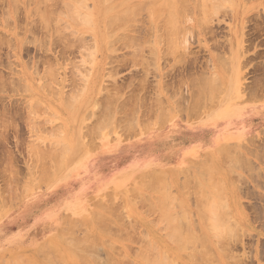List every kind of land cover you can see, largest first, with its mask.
Here are the masks:
<instances>
[{"label": "rangeland", "instance_id": "rangeland-1", "mask_svg": "<svg viewBox=\"0 0 264 264\" xmlns=\"http://www.w3.org/2000/svg\"><path fill=\"white\" fill-rule=\"evenodd\" d=\"M106 1L109 0H16L15 5H12L11 0H0V264H64L62 261L80 264L75 256L78 251L76 255H83L81 258H86L90 264L94 262V255H98L102 263H106L111 256L110 259L114 260L111 263L114 264H152L156 253L158 258L164 256L162 253L165 254L169 264H191L193 258L192 261L189 258V263L188 257L184 256L185 259L183 255L195 254V249L191 252L192 247L185 251L175 248L173 240H170L172 229L167 227L170 226L169 221L176 226L173 227L174 232L176 229L182 230V234L178 231L180 235H185L187 231L188 235L194 232L193 235L197 236L198 233L197 237H200L204 232L203 236L208 241L206 243H209L207 245L215 255V258L214 255L211 257L214 264H264V160H254L256 165L252 163V144L224 148V159L219 163L214 159L205 165L204 161L197 160L190 163L188 169L160 170L158 177L166 176L156 180L157 173L150 185L148 176L142 179L138 174L127 178V184H124V179L121 180L122 185L116 183L120 182L116 178L126 168L138 167L141 170L155 162L172 159V143L161 137L153 142L152 136L157 130L167 126L168 133V126L175 125L176 132L171 131L172 137L180 134L184 136L186 132L196 133L207 122L218 117L199 121L220 106H227L225 111L232 114L249 108L232 106L252 103V82L264 88V0H185L189 3L187 5H184V0L182 3L179 2L181 0H165L168 3L161 0L159 4L163 7L160 13L156 7L154 12L153 8L150 10L146 6L144 10L141 5H137L138 2L147 5L152 0H126L123 2L124 7H128L126 9L133 8L135 4L140 6L134 8L140 11H128L129 14L135 13L131 16L138 20L128 23L130 28H127L128 25L124 29L118 26L115 31L113 27L112 31L106 28V20L119 13L123 0H111L105 4ZM177 1L180 6L183 4L179 8L175 5ZM130 2H133V6ZM169 2L170 5L174 2L172 5L178 10L177 15L180 9V13H184V16H179L181 18L172 19L175 22L180 19L182 23L179 25L178 21L176 24L180 26L176 28L179 30L177 34H170L176 25L172 27L173 31L170 29V32H166L169 28L164 30L171 21L166 17L168 13L165 14L166 9L171 11L173 8ZM66 3L74 8L67 6L66 9ZM164 4H168L165 10ZM197 4H203L205 10L204 6L202 9ZM200 8L202 11L199 12ZM38 9L43 15L46 13L43 16L45 19L39 16L42 13ZM109 9L113 11L106 14ZM176 9H172L173 15ZM49 11L61 15L55 16L53 13L50 14L53 17L48 18ZM77 12L79 16L75 18ZM147 12L151 15V21L147 19ZM205 12L208 13L206 16ZM81 13L89 20L84 17L81 20ZM69 15H75L73 22L68 18ZM58 19L60 21H56ZM75 22L77 25L80 23V26L75 25ZM81 22H88L89 25L85 26ZM109 32H113V35H107ZM112 40L115 43L111 44ZM108 44L111 46L108 47ZM105 119L106 123L111 122L112 127L109 124H105L109 127L102 126ZM130 121L133 129L126 128ZM250 132L252 129L247 128L240 134L232 128L228 132L231 134L229 139H238ZM152 145L159 146L157 149L161 150L147 157L146 151ZM218 145H188L179 148L177 155L180 156L187 149L197 150L206 146L214 150ZM103 149L112 151L108 153L105 166L99 171L85 172L90 163L101 156ZM106 183L107 188L99 190ZM153 183L159 188L155 187L156 191H152L155 189ZM142 184L145 186L142 187ZM147 185L153 189H146ZM161 187H164L161 190L163 193L159 191ZM72 190L85 195L73 199L70 196ZM164 191L165 194L169 192L167 197ZM161 194L167 202L170 200L167 208L164 206L167 202L164 198L162 200ZM145 197L148 200L145 201ZM153 197L158 207L163 205L168 213L156 207ZM88 199L90 203L87 204ZM95 203H103L105 209L111 205L115 210L110 208L108 210L112 211L107 213L108 210L105 211L100 204L96 207ZM77 206H80V212L75 215L72 210ZM45 210L49 214L42 212ZM94 211L105 218L100 229V224L96 223L103 219L95 220V215H92ZM161 212L173 218L177 214L175 217L180 221L176 218L167 221L166 215H161ZM68 218L69 222L74 220L71 224L75 225V229L71 228V224L68 226ZM106 218L113 227H106L109 224L105 223ZM182 219L186 220L179 225ZM120 221L123 226L126 223L127 228L124 226V229L128 232L125 234L116 232L122 230L116 227ZM215 221H224L222 224L230 222L228 225L233 222L234 229L230 226L233 230L227 223L225 225L229 229L225 225H222L224 228L220 227L223 228L222 234L226 233L223 241L212 229V222ZM104 226L108 231H105ZM68 227L72 232L65 231L63 234L66 235L62 236V230ZM224 229H228L227 232L234 231H231L233 240V236L230 241L226 240V246L221 243L229 236ZM212 230L215 233H211ZM86 233L95 237L98 244L93 245L96 239L91 240L84 235ZM213 234L219 240V246L223 247L215 244L218 240L213 241L216 239ZM73 235H84V238L75 240ZM85 236L92 243L87 244ZM78 240L85 242L83 247ZM37 241L40 244L33 246ZM146 243H149L148 248H145ZM87 245L96 252H88L84 247ZM197 245H200V251L204 249L201 243ZM75 246L85 249L75 250ZM152 247L156 248L155 251ZM167 247L172 248L168 250ZM46 248L51 250L44 252ZM88 249L91 250L90 247ZM144 249L150 253L153 250L152 255L147 252L153 257H149V263L146 262L148 256L141 257L138 254L141 251L145 253ZM221 249L230 257L224 256ZM135 252H138L137 255ZM47 253H51L49 258H54V262L48 261ZM94 259L97 262L98 259ZM101 261L98 263L101 264ZM106 264H110V261Z\"/></svg>", "mask_w": 264, "mask_h": 264}, {"label": "bare ground", "instance_id": "bare-ground-1", "mask_svg": "<svg viewBox=\"0 0 264 264\" xmlns=\"http://www.w3.org/2000/svg\"><path fill=\"white\" fill-rule=\"evenodd\" d=\"M31 1H32V0H31ZM39 1L41 2V0H39ZM45 1H48V0H44V1L42 0V2H45ZM73 1H74V0H73ZM109 1H111V0H109ZM109 1H108V2H109ZM125 1H126V0H123V1H122V6L120 7V11H118L119 13L115 12V13H117L116 15H114V16L112 15V17L109 16V20H106V22L108 21V23H106L105 26H106V28H108L109 30L111 29V31H112V27H113V30L115 31V30H116V27H118V26H119V27L121 26V29H124V28H125V25H128V23H130V22H132L133 20H136V19H137V18H136V19H133V16H131V15L135 14V13H133V12H135V10H136V11H137V10L140 11L139 8H137V9L134 10V8H136V7H140V6H136V4L133 6V5H132L133 2H130L131 5L133 6V8L126 9V8H128V7L125 8L124 5H123V2H125ZM157 1H158V2H156L155 0H152V2H150V4L153 5V7L150 6V4L148 3L149 0H148V2H147V3H148L147 5H146L145 3H143V4H145V5H142V4L139 3V2L137 3V5H141V7H142L141 9H144L143 7L148 6L147 8H149L150 10H152V8H153V11H154V9L157 8V9H158V12L160 13L161 10H162V7H163V6H162V4H159V1H161V0H157ZM191 1H192V0H191ZM202 1H203V0H202ZM202 1H200V2L202 3ZM213 1H217V0H213ZM15 2H16V0H15ZM15 2H14L13 0H11L12 5H15ZM75 2L77 3V1H75ZM75 2H74V3H75ZM108 2L106 1L105 4H107ZM120 2H121V1H120ZM120 2H119V3H120ZM141 2H142V1H141ZM143 2H144V0H143ZM145 2H146V1H145ZM153 2H156V3H155L156 6L153 4ZM162 2H165V0H162ZM177 2H178V1H177ZM179 2L182 3L183 0H181V1H179ZM179 2H178V3H175V5L177 6V8H179V7H181V6L183 5V4H181V6H180ZM184 2H185L184 5L189 4V3H187V1H185V0H184ZM203 2H204V1H203ZM205 2H206V1H205ZM221 2H222V0H221ZM20 3H21V2H20ZM37 3L39 4V2H37ZM76 3H75V4H76ZM165 3H168V2H165ZM173 3H174V2H172L171 5H172ZM16 4H17V3H16ZM117 4H118V3H117ZM117 4H116V5H117ZM178 4H179V6H178ZM62 5H63V4H62ZM68 5H70V3H69V4L66 3L64 7H65L66 9H67L68 7H69V8H70V7H73V6H68ZM71 5H72V4H71ZM128 5H129V3H128ZM158 5H159V6H158ZM171 5H170V2H169V6H171ZM199 5L201 6V8L204 6L203 4H197L198 7H199ZM205 5H207V4H205ZM216 5H217V4H216ZM216 5H214L212 8H214ZM16 6H18V5H16ZM67 6H68V7H67ZM14 7H15V6H14ZM113 7H114V8H117V7H115V6H113ZM155 7H156V8H155ZM166 7H168V4H166V5L164 4V8H163V10H165ZM171 7H173V5H172ZM171 7H169V8H171ZM73 8H74V7H73ZM77 8H78V7H77ZM80 8H81V7H80ZM114 8H113V9H114ZM159 8H161V9H159ZM183 8H186V7H183ZM201 8H200L199 12L202 11L203 8H204L203 11L205 10V6H204L202 9H201ZM206 8H209V6L207 5ZM81 9H82V8H81ZM113 9H112V10L109 9V11H106V14H108L110 11H113ZM131 9L133 10V12H132L131 14H129L128 11L131 10ZM149 9H148V10H149ZM172 9H176V8H174V7L171 8V11H172ZM38 10H40V9H38ZM144 10H145V9H144ZM150 10H149V11H150ZM181 10H182V9H180V11H179V15H177V14H178V13H177L178 10L176 9V10H175V13H176V14L173 15V13H171L170 10H167V9H166V13H165V14L168 13V14H167L168 16H166L167 19H168V20L171 19V21L169 20V22L167 23V25L170 24V26L164 28V30L169 28L168 30H166V32H168V31L170 32V29H171V31H173V30H172V27H174L176 24H178V23L180 22V21H179L180 19L178 20L179 22H178V21L175 22V21H173L172 19H176L177 17H178V18H181V17H179V16H181V15L184 14V13H180V12H182ZM185 10L187 11L188 9H185ZM185 10H183V11H185ZM190 10H191V9H190ZM190 10H188V11H190ZM208 10H209V9H208ZM212 10H213V9H212ZM216 10H217V9H216ZM40 11H41V10H40ZM83 11H84V10H83ZM87 11H88V10H87ZM206 11H207V10H206ZM51 12H52V11H49V14H48L49 16H48V18H49V17H53V16L50 15V14H53L54 12H53V13H51ZM61 12H63V11H61ZM61 12H60V13H61ZM150 12H151V11H150ZM154 12H155V11H154ZM156 12H157V10H156ZM164 12H165V11H164ZM207 12H208V11H207ZM40 13H42V15L40 14L39 16H41L42 19H45V18H43V16L45 17V16H46V13H45L44 15H43V12H42V11H41ZM86 13H87V12H86ZM136 13H137V12H136ZM139 13H141V12H139ZM162 13H163V12H162ZM169 13H170V14H169ZM213 13H214V12H213ZM38 14H39V13H38ZM55 14H59V13L55 12L53 15H55ZM81 14H82V16H81V20H83L82 17H84V19H86V20H89L88 18L85 17V15H83V13H81ZM207 14H208V13L205 12L204 16H206ZM59 15H61V14H59ZM89 15H90V14H89ZM89 15H88V16H89ZM146 15H148V18H147V19H150V18H151V15H150L149 12H147ZM149 15H150V18H149ZM161 15H162V14H159V16H161ZM176 15H177V16H176ZM202 15H203V14H202ZM55 16H56V15H55ZM74 16H75V15H73V17H72V15H69L68 18L71 19L72 22H73ZM78 16H79V14H78V12H77V17H75V18H78ZM106 16H107V15H106ZM134 16H135V15H134ZM139 16H140V15H139ZM156 16H157V15H156ZM159 16H157L156 19H158ZM173 16H174V17H173ZM175 16H176V17H175ZM183 16H184V15H183ZM41 17H40V18H41ZM131 17H132V18H131ZM137 17H138V16H137ZM166 17H164L163 19H165ZM170 17H171V18H170ZM172 17H173V18H172ZM197 17H198V16H197ZM202 17H203V16H202ZM79 18H80V17H79ZM107 18H108V17H107ZM156 19H155V20H156ZM167 19H166V21H167ZM81 20L79 19V21H81ZM137 20H138V19H137ZM56 21H60V19H58V20H56ZM56 21L53 20L54 23H55ZM61 21H62V20H61ZM146 21H147V20H146ZM149 21H151V19H150ZM53 22H51V23L53 24ZM76 22L78 23V19L76 20ZM76 22H75V23H76ZM88 22L90 23L91 21H88ZM88 22H87L86 24H85L84 22H81V23H84L85 26H86V25L88 24ZM162 22H163V21H162ZM171 22H172V23H171ZM173 22H174V23H173ZM51 23H50V24H51ZM75 23H74V24H75ZM77 23H76L75 25H77ZM135 23H136V22H135ZM138 23H139V22H138ZM138 23H136V24H138ZM149 23L151 24L152 22H149ZM164 23H166L165 20H164ZM172 24H173V26H171ZM181 24H182V23L180 22L179 25H181ZM46 25H48V24H46ZM78 25L80 26V23H79ZM78 25H77V26H78ZM88 25H89V24H88ZM131 25H132V24H131ZM179 25H178V27H180ZM90 26H92V25L90 24ZM129 26H130V25H128L127 28H128ZM134 26H135V25H134ZM165 26H166V25H165ZM130 27H131V26H130ZM130 27H129V28H130ZM132 27H133V26H132ZM150 27H152V25H151ZM163 27H164V26H163ZM178 27H177V25H176V27L174 28L175 30H174L172 33H170V34H174V32L176 33L177 31H179V30H176V28L179 29ZM148 28H149V27H148ZM158 28H159V27H158ZM161 28H162V27H161ZM181 28H182V27H181ZM156 29H157V27H156ZM117 30H118V28H117ZM128 30H129V29H128ZM181 30H182V29H181ZM181 30H180V31H181ZM106 31H108V30H106ZM114 31H113V32H114ZM122 31H123V30H122ZM85 32H86V31H85ZM87 32L90 33V31H87ZM113 32H109V34L107 33V35H110V33L112 34ZM150 32H151V28H150ZM74 33L76 34V32H74ZM163 33H164V32H163ZM119 34H122V33H119ZM167 34H168V33H167ZM167 34H165V35H167ZM170 34H169L168 37L171 36ZM176 34H177V33H176ZM112 35H113V34H112ZM181 35H182V34H181ZM181 35H180V36H181ZM116 36H117V35H116ZM123 36H124V34H123ZM157 36H158V35H157ZM162 36H163V35H162ZM173 36H175V35H173ZM176 36L179 37V35H176ZM110 37H112V36H110ZM115 38H117V37H115ZM119 38H120V37H119ZM171 38H172V37H170V39H171ZM173 38H176V37H173ZM165 39H166V38H165ZM176 39H177V38H176ZM115 40H116V39H114V41H115ZM117 40H120V39L117 38ZM117 40H116V41H117ZM171 40H172V39H171ZM171 40H170V41H171ZM97 41H98V42H101L100 39H97ZM114 41L112 40V41H111V44H113ZM165 41H168V42H169V40H167V39H166ZM103 42H104V41H103ZM179 42H180V41H179ZM114 43H115V42H114ZM129 44H130V43H129ZM171 44H172V43H171ZM173 44H174V43H173ZM174 45H175V44H174ZM109 46H111V45L108 44V47H109ZM152 46H153V45H152ZM153 47H154V46H153ZM74 100H75V99H74ZM135 112H136V111H135ZM134 115H135V114H134ZM131 116H133V114H132ZM131 116H130V117H131ZM222 116H223V117H222ZM251 116H252V110H251V108H244V109H242V110H238V111H236L234 114L229 113V111H223L222 113H220V114L218 115V117H216V118H214L213 120H210L209 122H207V123L203 126L204 128L199 129L198 131H196V133L188 132L187 134H185L184 136H182V137H181V142H180L178 145H184V143H185L187 146H188V145H189V146H190V145H194V146H195V145H198V144L217 146L218 144H221L223 141H226V140H228V139L230 138L231 134L228 133V132H229V130L232 129V128H234V129H235L237 132H239L240 134L244 133V132L247 130V128H249L247 124H250V123H249V120L251 119ZM133 118H134V117H133ZM108 121H109V120H108ZM106 122H107V120L105 119V120L103 121V124H102L103 127L105 126V124H109V126L111 125V122H110V121H109L108 123H106ZM115 124H116V123H115ZM131 124H132V123H131V121H130V123L127 125V127H126V126H125V127L128 128V129H133L134 126H131ZM133 125H134V122H133ZM109 126H105V127H109ZM105 127H104V128H105ZM111 127H112V125H111ZM132 127H133V128H132ZM99 128H101V127H99ZM93 130H94V128H93ZM100 130H101V129H100ZM97 131H98V130H97ZM93 133H94V131H93ZM95 134H97V132H96ZM240 134H239V135H240ZM239 135H238V136H239ZM221 146H222V145H221ZM158 147H159V146H154V145H152L151 147H149V148L147 149L148 151H146V153H147L146 156H147V157H152V156H154V154H155L156 152H158L159 150H161V149H157ZM170 147H171V145L168 146V148H170ZM174 147H175V145H174ZM178 147H180V146H178ZM185 147H186V146L184 145V146L180 147V149H183V148H185ZM226 148H228V147L226 146ZM64 149H65V148H64ZM156 149H157V150H156ZM65 150H66V149H65ZM110 150H111V149H103V151L100 153L101 156H100L99 158H97V159L95 158V159L90 163L88 171H85V172H87V173H92V171H99V170H101V169L105 166L104 164H106L105 161L107 160L106 158H107V156H108V153H111V152H112V151H110ZM184 150H185V149H184ZM42 152H43V151H42ZM42 152H41V154H43ZM44 153L47 154L46 152H44ZM45 154H43V155H45ZM56 156H57V155H56ZM100 158H102V159H100ZM65 160H66V158H65ZM57 162H58V159H57ZM66 162H67V161H66ZM92 163H93V164H92ZM207 164H208V163H207ZM60 166H61V165H60ZM207 166H208V165H207ZM209 166H210V165H209ZM209 166H208V168L211 169V167H209ZM143 168H145V167H143ZM209 169H208V170H209ZM56 171H57V170H56ZM152 171H153V170H152ZM158 171H159V170H158ZM145 172H146V171L143 172V171H141V170H138V167H136V168H134V167H132V168H126V169L124 170V172L121 173V175H120L118 178H116V181L120 180V182H116V183L122 185L121 180L124 179V180H125V181H124V184H127V182L129 181L127 178L132 177V175L138 174V175H139L138 177H141L142 179H145L146 176H148L147 178H149L150 180H149V179H147V180H148V182H150V183H149V185H150V184L152 183V180L155 178V175H156L158 172H156V173H155V172H153V173H151V172H150V173H145ZM158 175H159V173L157 174V177H158ZM164 175H165V174H164ZM164 175H160V177H158V178L156 177V180H158V179H160V178L162 179V177H164ZM165 176H166V175H165ZM50 180H51V179H50ZM154 181H155V179H154ZM45 182H46V181H45ZM45 182H44V183H45ZM152 185H153L152 187H154V188L157 187V189H159L158 186H156L154 183H153ZM166 185H167V183H166ZM143 186H145V185L142 184V187H143ZM147 186H148V185H147ZM161 186H165V185H161ZM165 187H167V186H165ZM145 188H146V187H145ZM162 188H164V187H161L159 191L163 193V191H161ZM146 189H153V188H151V187L148 186V188H146ZM166 190H167V189H166ZM150 191H151V190H150ZM152 191H156V188L153 189ZM157 191H158V190H157ZM79 193H80V192H79V191L77 192V190H74V191L72 190L70 196H71V198L73 197V199H74V198H76V197L79 198V197H81L82 195H85V194H79ZM135 193H137V192H135ZM166 194H167V191H166ZM166 194H165V191H164V195H165V196H166ZM168 194H169V192H168ZM168 194H167V195H168ZM139 195H140V194L136 195V197H138ZM161 195H163V194H161ZM164 195L162 196V200H163V198L165 197ZM146 196H147V195H146ZM133 197H135V196H133ZM160 197H161V196H160ZM166 197H167V196H166ZM170 197H171V196H170ZM170 197H168V199H169ZM139 198H140V197H139ZM145 198H146L145 201L148 200L147 197H145ZM149 198H150V197H149ZM153 198H154V197H153ZM171 198H172V197H171ZM79 199H80V198H79ZM90 199H91V198H90ZM110 199H111V198H110ZM140 199H141V198H140ZM142 199H143V198H142ZM154 199H155V198H154ZM154 199H153V200H154ZM164 199H165V198H164ZM91 200H92V199H91ZM150 200H151V199H150ZM159 200H160V199H158V201H159ZM162 200H161L160 202H162ZM165 200H166V199H165ZM171 200H172V199H171ZM173 200H174V198H173ZM74 201H75V200H74ZM76 201L79 202V200H76ZM76 201H75V202H76ZM139 201H140V200H139ZM142 201H143V200H142ZM142 201H140V202H142ZM154 201H155L156 204H157L156 207H157L158 209L160 208L159 210H162V211L165 210V211L168 213V210L165 209V208L163 207V205H161V204L159 203L160 205H159V207H158V203H157L156 199H155ZM163 201H164V200H163ZM169 201H170V200H169ZM169 201H168V202H169ZM98 202H100V201H98ZM149 202H150V201H147V203H148L149 205H151L152 207L156 208L155 206H153L154 204H153L152 202H151L152 204H150ZM166 202H167V200H166ZM166 202H163L162 204H165ZM168 202L166 203V205H164L165 207H166V206L168 207V205H167ZM174 202H175V201H174ZM174 202H173V203H174ZM100 203H101V202H100ZM100 203H98V204H100ZM112 203H113V202H112ZM143 203H144V201H143ZM98 204H97V205H98ZM102 204H103V203H102ZM102 204H100L101 206H100V205H99V206L102 207V206H103ZM110 204H111V203H110ZM95 205H96V203H95ZM97 205H96V207H98ZM112 205H113V204H112ZM130 205H131V204H130ZM104 206H105V205H104ZM160 206H161V207H160ZM100 207H99V208H100ZM108 207H109V208H108ZM108 207H107L108 209L112 208L111 205H110V206L108 205ZM149 207H150V206H149ZM167 207H166V208H167ZM62 208H64V207H62ZM102 208L105 209V207H102ZM161 208H164V209H161ZM169 208H170V207H169ZM169 208H168V209H169ZM108 209H105V211L108 210ZM130 209H131V207H130ZM174 209H175V208H174ZM61 210H62V209H61ZM61 210H60V211H61ZM102 210H103V209H102ZM112 210H115L114 207L112 208ZM112 210H110V211H112ZM131 210H132V209H131ZM103 211H104V210H103ZM105 211H104V212H105ZM110 211L108 210V211H106V212H107V213H110ZM169 211H170V210H169ZM42 212L45 213V214H49V211H46V210H45V211H42ZM42 212H41V213H42ZM106 212H105V213H106ZM177 212H178V211H177ZM91 213H92V211H91ZM94 213H95V214H94ZM94 213H93L92 215H95V216H94V217H96V218H94L95 220H98V218H99V219H103L102 222H97V223L95 222L96 225H97L98 223L100 224V225H99V229H100V226H103V225H101V223L104 224V219H105V218H101V216H100L98 213H96V211H94ZM162 213L164 214L165 212H161V215H162ZM181 213H182V212H181ZM98 215H99L100 217H99ZM111 215H113V213H111ZM164 215H166V214H164ZM164 215H163V216H164ZM170 215H171V214H170ZM176 215H177V214H176ZM176 215H175V216H176ZM117 216H120V215H117ZM163 216H162V217H163ZM175 216H174V218H173L172 216H169V217H168L167 215L164 216V217H166L165 220L168 219L167 221H169V220H171V219H174V220H175V218H176ZM180 216H181V215H180ZM90 217H91V216H90ZM72 218H73V217H72ZM117 218H119V217H117ZM117 218H116V219H117ZM176 219H178V218H176ZM187 219H188V218H187ZM68 220H69V218L67 219V221H68ZM92 220H93V219H92ZM106 220H107V218H106ZM121 220H122V218H121ZM162 220L164 221V219H162ZM178 220L180 221V219H178ZM178 220H177V221H178ZM185 220H186V219H184V220L182 219V222H179V225H182L181 223H183ZM75 221H76V220H75ZM99 221H100V220H99ZM111 221H112V220H111ZM118 221H119V220H118ZM163 221H162V222H163ZM205 221H206V220H205ZM68 222H69V221H68ZM68 222H67V223H68ZM72 222H74V220H73ZM72 222H69V225H68V226H70V224H71ZM93 222H94V221H93ZM109 222H110L109 220L105 221V223H109ZM169 222L171 223V221H169ZM174 222H175V221H173L172 223H174ZM203 222H204V221H203ZM207 222H208V221H206V223H207ZM218 222H219V223H218ZM218 222H216V221H215V222H212V223H214V225L211 224L213 228L211 227V225H209L208 227H209V228L211 227L212 229L216 230V233L214 232V230H212L211 233L214 232L215 235H216V234H217V235L219 234V235H218L219 240H220V241H223L224 236H225L226 233H225V234H224V233L222 234V229L224 228L222 225H225V224L227 223V221H225V224H222V222H224V221H218ZM234 222H235V221H234ZM67 223H66V224H67ZM78 223H79V222H78ZM110 223H111V222H110ZM110 223H109V224H106V225H107L106 227H109V226H110ZM124 223H125V222H124ZM150 223H152V222H150ZM167 223H168V222H167ZM170 223H168L170 226L167 225V227H168V228L171 227V228H169V230L172 229L173 232L171 231V234H170V232L168 231V228H167V227H166V228H167L166 230L168 231V235L170 234V237H171L170 240H173L172 243L175 244V246H176L175 248H178L180 251H185L186 249L190 250L188 247H192L193 249H191V252L195 249V251H193L195 254H192V255H190V256H188V255L186 254L187 256H186V255H183V258L188 257V258H187L188 261H189L190 259H191L190 261H192V258H193V262H194L195 264H196L198 261L201 262V263H203V264H214V262H212V259H211L212 255H214V254H213L212 250L210 249V247H208V245H207V244H209V243H206L207 240H205L206 238H204V236H203V235L205 234L204 232H203V235H202V236L199 235L200 237H197V236H198V233H197V236H195V235H193L194 232H193V234H191L192 232H190V231H189V232H190L189 235H188V232H187V231H186V234H187V235H186V234L184 235V233H183V235H180V234L178 233V231H180V233L182 234V232H181L182 230H178V229H176V232H174V231H175L174 228H175L176 226H173V225L170 224ZM185 223H186V222H185ZM191 223H192V222H191ZM206 223H205V224H206ZM216 223H217V224H216ZM229 223H230V222H229ZM229 223H227L226 225H228ZM64 224H65V221H64ZM76 224H77V223H76ZM79 224H80V223H79ZM112 224H113V222H112ZM117 224H118V225H117L116 227H119V228L121 227V228H122V230H120L119 232H118V230H117V231H116L117 233H120V232L122 231V232H121V234H122V233H124V232L127 231V229H126L127 227L125 226L126 223H125V225H124V226L126 227L125 229H124V226H123V222L120 221V224H119V222H118ZM152 224L155 225V223H152ZM161 224H162V223H161ZM163 224H165V223H163ZM177 224H178V222H177ZM183 224H184V223H183ZM201 224H202V223H201ZM209 224H210V223H209ZM219 224H220V225H219ZM232 224H233V222H232ZM232 224L228 225V227H229V228L233 227V229H234V225H232ZM234 224H235V223H234ZM80 225H82V224H80ZM120 225H121V226H120ZM203 225H204V224H203ZM226 225H225V227H227ZM71 226H72V227H71L72 229H73V228L75 229V225L71 224ZM73 226H74V227H73ZM130 226H131V225H130ZM165 226H166V225H165ZM186 226H187V224H186ZM192 226H194V225H192ZM221 226L223 227L222 229L220 228ZM230 226H231V227H230ZM52 227H53V226H52ZM78 227H79V226H78ZM80 227H81V226H80ZM111 227H113V226L111 225L110 228H111ZM116 227H115V229H116ZM173 227H174V228H173ZM208 227H207V230L209 229ZM216 227H217V228H216ZM228 227H227V228H228ZM68 228H69V231H67ZM68 228H66V230H62V232H61V233H62V236H65V235H66V234L64 235L63 233H66V232H72V230L70 231L71 228H70V227H68ZM104 228H105V226H104ZM178 228H179V227H178ZM184 228H185V226H184ZM187 228H188V226H187ZM187 228H185V229L187 230ZM211 228H210V230H211ZM229 228H228V229H229ZM61 229H62V228H61ZM95 229H96V228H95ZM105 229H106V228H105ZM115 229H114V230H113V229H110V230H112V232H113V231H115ZM173 229H174V230H173ZM181 229H182V227H181ZM228 229H226V230L224 229V230L227 232ZM231 229H232V228H231ZM233 229H232V230H233ZM59 230H60V228H59ZM84 230H85V229H84ZM96 230H97V229H96ZM189 230H190V226H189ZM210 230H209V231H210ZM224 230H223V231H224ZM232 230H231V231H232ZM52 231H53V230H52ZM60 231H61V230H60ZM60 231L58 232L59 234H60ZM65 231H66V232H65ZM85 231H86V230H85ZM97 231H98V230H97ZM101 231H104V229H101ZM105 231H108V229H106ZM151 231H154V229L151 230ZM191 231H192V230H191ZM231 231H230V232H227V233H229V234H227V235H229V236H226L227 239H225L224 242H221L222 244L224 243L223 245H225V243L228 241V239H229V241L231 240L230 237L233 236V235H231V233L234 232V231H232V232H231ZM76 232H77V231H76ZM78 232H79V231H78ZM92 232H93V231H92ZM99 232H100V231H99ZM116 232H115V233H111V232H110V233H111V234H117ZM127 232H128V231H127ZM148 232H149V231H148ZM183 232H184V230H183ZM51 233H53V232H51ZM51 233H50V234H51ZM108 233H109V232H108ZM110 233H109V234H110ZM172 233H176V235H172ZM177 233H178L179 235H177ZM211 233H210V234H211ZM59 234H58V235H59ZM72 234H74V232H73ZM75 234H76V233H75ZM109 234H108V235H109ZM121 234H120V235H121ZM124 234H125V233H124ZM149 234H150V233H149ZM44 235H45V234H44ZM67 235H69V234H67ZM70 235H71V234H70ZM84 235L90 237L91 240H94V241H95V239H96L95 237H91V234H90V235H89V234L87 235V233H86V234H84ZM84 235H83V237H80L81 235H79V236L73 235V236H75L76 239H75V238H74V239L77 240V238H79V237H80V238H84ZM94 235H95V234H94ZM117 235H118V234H117ZM120 235H119V236H120ZM168 235H167V237H168ZM215 235L213 234L214 238H216ZM222 235H223V236H222ZM59 236H60V235H59ZM73 236H72V237H73ZM86 236H85V239H86V240H85V239H83V240L87 241V244H88V242H89V243H92L91 240L88 239ZM113 236H114V235H113ZM119 236H118V238H119ZM121 236H122V235H121ZM121 236H120V237H121ZM150 236H151V234H150ZM154 236H155V234H154ZM68 237H69V236H68ZM72 237H71V238H72ZM165 237H166V236H165ZM167 237H166V238H167ZM205 237H206V236H205ZM210 237H212V235H211ZM228 237H229V238H228ZM235 237H237V235H235ZM69 238H70V237H69ZM93 238H94V239H93ZM116 238H117V237H116ZM121 238H122V237H121ZM121 238H119V239H121ZM212 238H213V237H212ZM214 238H213V239H214ZM222 238H223V239H222ZM233 238H234V236L232 237V240H233ZM62 239H63V238H62ZM67 239H68V238H67ZM72 239H73V238H72ZM113 239H114V238H113ZM125 239H127V238H125ZM167 239H168V238H167ZM213 239H211V240H213ZM65 240H66V238H65ZM65 240H64V242L66 243ZM69 240H70V239H69ZM75 240H74V241H75ZM80 240H81V239H80ZM80 240H78L77 242H78V243L81 242ZM138 240H139V239H138ZM140 240H141V239H140ZM145 240H146V237H145ZM165 240H166V239H165ZM170 240H169V241H170ZM208 240H209V237H208ZM217 240H218V239L216 238V239H214L213 241L216 242ZM219 240L217 241V243H215V244H218L217 246H219V244H220ZM226 240H227V241H226ZM59 241L61 242L60 239H59ZM70 241H73V240H70ZM74 241H73V242H74ZM99 241H100V240H99ZM62 242H63V241H62ZM67 242H68V241H67ZM96 242H97V239H96V241H95V244H94V242H93V245L98 244V243H96ZM103 242H104V241H103ZM134 242H136V241H134ZM143 242H144V241H143ZM147 242H148V241H147ZM152 242H153V241H152ZM170 242H171V241H170ZM207 242H208V241H207ZM218 242H219V243H218ZM65 243H64V244H65ZM84 243H85V242H81V243H79V244H81V246H82V244H84ZM101 243H102V242H101ZM139 243H140V242H139ZM168 243H169V242H168ZM172 243H171V244H172ZM197 243H201V246L204 247V249H203L202 251H200V245L198 246ZM39 244H40V241H37V242H35V243L33 244V246H36V245H39ZM41 244H43V243H41ZM45 244H46V243H45ZM79 244H78V245H79ZM103 244H105V243H103ZM109 244H111V243H109ZM143 244H144V243H143ZM194 244H195V245H194ZM227 244H228V242H227ZM227 244H226V245H227ZM46 245H47V244H46ZM66 245H67V243H66ZM76 245H77V244H76ZM90 245L93 246L92 244H90ZM145 245H146L145 248H148V247H149V243H146ZM145 245H144V246H145ZM153 245H155V244L153 243ZM164 245H165V244H164ZM189 245H191V246H189ZM193 245L196 246V247L199 248V249L194 248ZM226 245H225V246H226ZM7 246H8V245H7ZM67 246H68V245H67ZM72 246H74V244L71 245V247H72ZM91 246L87 245V246H84V247L87 248L88 252H96V251H94V249H92ZM104 246H105V245H104ZM109 246H110V245H109ZM109 246H108V247H109ZM112 246H113V245H112ZM147 246H148V247H147ZM213 246H215V245H213ZM213 246H212V247H213ZM217 246H216V248H219L221 245H220L219 247H217ZM225 246H224L223 249L226 248ZM75 247H77V246H75ZM75 247H74V249H75ZM82 247H83V246H82ZM82 247L79 249V246H78L75 250H81V249L84 250L85 248H82ZM88 247H90L91 250H89ZM93 247H94V248H97L96 246H93ZM155 247H156V246H155ZM155 247H152V249L154 250ZM221 247H223V246H221ZM37 248H38V247H37ZM142 248H143V247H142ZM150 248H151V247H150ZM156 248H157V247H156ZM156 248H155V249H156ZM170 248H172V247H169V248L167 247L168 250H169ZM175 248H173V250H175ZM48 249H49V248H46V249L44 250V252H47ZM60 249H62V248H60ZM97 249H98V248H97ZM97 249H96V250H97ZM101 249H102V248H101ZM112 249H116V248L113 247ZM128 249H129V248H128ZM157 249H158V248H157ZM212 249H214V248H212ZM223 249H221V250H222V253L225 254V252H223ZM49 250H51V249H49ZM87 250H86V253H87ZM98 250H99V249H98ZM104 250H105V249H104ZM117 250H118V249H117ZM153 250H152L151 253H153ZM171 250H172V249H171ZM196 250H197V251H196ZM216 250H217V249H216ZM221 250H220V251H221ZM225 250H226V249H225ZM37 251H38V250H37ZM37 251H36V252H37ZM40 251H41V250H40ZM40 251H39V252H40ZM72 251H73V250H72ZM112 251H113V250H112ZM112 251H111V252H112ZM131 251H132V250H131ZM144 251H146V252L144 253V252L141 251V253H138V252H137V253H138L141 257H143V256H148V259L146 260V262L149 263V262H151V261L153 262V261L155 260V262H153L154 264H169V262H167V260H165L166 257H167V256H165V254L162 253V255H164L165 258H163L164 256H163V257L161 256V258H158V254L156 253L157 255H156V254L153 255V257H154L155 259L149 261V259H150L149 257H151L149 254H151V253L149 252V250H145V249H144ZM154 251H155V250H154ZM176 251H177V250H176ZM44 252H43V253H44ZM76 252H77V251H76ZM82 252H85V251H80V253H82ZM98 252H99V251H97V253H98ZM147 252H149V254H147ZM160 252H161V250H160ZM166 252H167V251H166ZM198 252H200V253H198ZM54 253H56V252H54ZM70 253H71V252H70ZM73 253L75 254V252H73ZM78 253H79V251H78ZM78 253H76V254H78ZM86 253H84V254H86ZM137 253L135 252L136 255H137ZM185 253H186V252H184L183 254H185ZM189 253H190V252H189ZM196 253H198V254H196ZM226 253H227V252H226ZM40 254H41V253H40ZM47 254H48V253H47ZM49 254H51V253H49ZM49 254L47 255L48 258H49V256H50ZM59 254H60V253H59ZM76 254H75V256H76V257L79 259V261L81 262L80 264H82V263H84V264H85V263H86V264H90V263L88 262V260H87V261L85 260L86 258H81V256L83 257V255L80 254L81 256H77ZM135 254H134V255H135ZM141 254H142V255H141ZM146 254H147V255H146ZM167 254H169V251H168ZM180 254H181V253H180ZM218 254H219V253H218ZM224 254H223V255H224ZM37 255H38V254H37ZM42 255H43V254H42ZM60 255H61V254H60ZM70 255H72V254H70ZM151 255H152V254H151ZM226 255H227V257H230V256H228V254H225L224 256H226ZM38 256H39V255H38ZM72 256H73V255H72ZM96 256H97V257H96ZM140 256H139V257H140ZM184 256H185V257H184ZM41 257L43 258V257H45V255H44V256H41ZM41 257H39L38 260L41 259ZM51 257H53V255H51ZM56 257H57V256H56ZM70 257H71V256H70ZM153 257H151V259H152ZM213 257L215 258V255H214ZM227 257H226V258H227ZM48 258H47V259H48ZM89 258H90V256H89ZM94 258H96V260L98 259L97 262H95V259H94ZM110 258H112V257L109 256V258H108V260L110 261V264H114V262L111 263V260H113V259H110ZM157 258H158V259H157ZM167 258H168V257H167ZM189 258H190V259H189ZM219 258H220V256H219ZM219 258H218V259H219ZM223 258H224V257H223ZM47 259H46V260H47ZM52 259H54V258H52ZM52 259L49 258L48 261H49V260H52ZM60 259H62V258L60 257ZM64 259H65V258H64ZM71 259H72V257H71ZM80 259H81V260H80ZM91 259H92V258H91ZM144 259H146V258L144 257ZM156 259H157V260H156ZM171 259H172V258H171ZM185 259H186V258H185ZM233 259H234V258H233ZM41 260H42V259H41ZM55 260H57V259H55ZM76 260H77V259H76ZM76 260H75V261H76ZM108 260H107L106 263H109ZM126 260H127V259H126ZM141 260H142V259H140V261H141ZM173 260H174V259H173ZM175 260H176V259H175ZM196 260H198V261L196 262ZM228 260H229V259H228ZM39 261H40V260H39ZM61 261H62V260H61ZM75 261H74V262H75ZM93 261H94L93 264H96V263H98V262L101 261V258H100V260H99L98 255H94V256H93ZM113 261H114V260H113ZM115 261H116V260H115ZM138 261H139V260H138ZM182 261H183V260H182ZM190 261H189V263H190ZM219 261H221V260L219 259ZM224 261H225V259H224ZM40 262H41V261H40ZM44 262H45V261H44ZM52 262H54V261L52 260ZM62 262H64V264H66L65 261H62ZM76 262H77V261H76ZM116 262H117V261H116ZM116 262H115V263H116ZM122 262H123V261H122ZM124 262H125V261H124ZM127 262H128V261H127ZM142 262H143V261H142ZM183 262H186V260H184ZM193 262H191V264H192ZM222 262H223V261H222ZM38 263H39V262H38ZM47 263H48V262H47ZM47 263H46V264H47ZM50 263H51V262H50ZM54 263L57 264L56 262H54ZM59 263H61V262H58V264H59ZM68 263H69V262H68ZM106 263H102V261H101V264H106ZM140 263H141V262H140ZM153 263H152V264H153ZM186 263H188V262H186ZM217 263L219 264V262H216V264H217ZM220 263H221V262H220ZM226 263H227V262H226ZM27 264H28V263H27ZM48 264H49V263H48ZM61 264H62V263H61ZM73 264H74V263H73ZM78 264H79V263H78ZM98 264H100V263H98ZM116 264H117V263H116ZM123 264H125V263H123ZM133 264H134V263H133ZM142 264H143V263H142ZM149 264H150V263H149ZM171 264H172V263H171ZM173 264H176V263H173ZM184 264H185V263H184ZM197 264H198V263H197ZM199 264H200V263H199ZM224 264H225V263H224ZM229 264H230V263H229Z\"/></svg>", "mask_w": 264, "mask_h": 264}, {"label": "crops", "instance_id": "crops-1", "mask_svg": "<svg viewBox=\"0 0 264 264\" xmlns=\"http://www.w3.org/2000/svg\"><path fill=\"white\" fill-rule=\"evenodd\" d=\"M257 79H259L257 77ZM256 80V79H255ZM260 80V79H259ZM249 107L252 109V116L251 119L249 120L250 124H247L248 127L250 129H252V132L245 134L243 137L241 138H234V139H229L228 141H223L221 144L218 145L217 148H214V150L212 149L213 147H208L206 146L205 148H199V149H191V150H186L184 153H181L180 156L177 155V150L182 147V146H186L187 145L184 143V145H178L181 142V137L183 135L180 134V136H175L172 137L171 131L172 133L176 132L175 130V125L173 126H168L170 127L169 132L167 133L166 131V127H164V129L161 130H157L156 133L152 136V138L154 139L153 142H156L158 140V138H164L166 139L169 143H172L173 146L175 145V147H172L173 152V157L172 159L168 160V161H164V162H155L152 165L145 167V168H141V171H146L145 173H153V172H158V170H164V171H170V170H179V169H188V165L190 163H193L194 161L197 160H201L200 162H205V165L207 163H209L210 161H214V159H216L219 163L220 160L224 159V155L222 153V150L224 148H226V146L228 148L230 147H239L241 144H252V163L256 165V162H254V160H264V88H260L257 87V85H254V83L252 82V103H247L244 105H240V106H232V107ZM225 105L220 106L217 110H215L214 112H212L210 115H208L207 117H204L203 119L199 120V121H203L207 118H211L214 116L219 115L220 113H222L223 111H225ZM198 122H194L191 123V125H195ZM172 129V130H171ZM182 133V131H181ZM188 132H186L185 134H187ZM184 134V135H185ZM222 145V146H221ZM180 146V147H178ZM89 155V154H88ZM87 155V156H88ZM86 157V155L84 156ZM83 157V158H84ZM79 160H81V158H79ZM78 160V161H79ZM153 170V171H152ZM108 183H106L105 185H103V187H101L99 190L102 189H106L107 188ZM98 191V190H96ZM87 198H89V196H87ZM86 199H84L85 201ZM87 204L90 203V200L88 199V201L86 202ZM65 210H67L66 208H64ZM80 212V206H77L76 208H74L72 210V213H74L75 215L78 214Z\"/></svg>", "mask_w": 264, "mask_h": 264}]
</instances>
